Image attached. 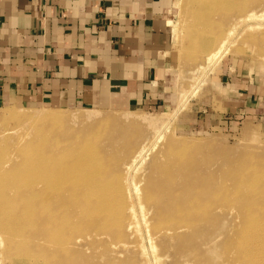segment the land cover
<instances>
[{"label":"rangeland","instance_id":"obj_1","mask_svg":"<svg viewBox=\"0 0 264 264\" xmlns=\"http://www.w3.org/2000/svg\"><path fill=\"white\" fill-rule=\"evenodd\" d=\"M185 1L177 4L168 22L169 75L173 82L169 105L135 112L81 106L55 109L37 104L0 106V165L4 163V171H10V165L20 160L17 151L26 149L37 132L43 130L44 122H32L35 117L46 113L87 116L89 121L67 122L65 138L71 141L70 145L78 141L77 147H82V140L88 134L84 132L94 126L99 134L90 143L100 154L97 179L108 181V187L113 184L115 190L124 189L129 196L128 205H133L139 215L141 204L140 213L147 210L145 221L149 219L145 228L137 216V233L127 230L124 238L118 239L114 234L106 243L99 236L97 255L107 254L108 246L114 251L112 260L124 258L123 264H192L188 257H193L194 264H250L240 257V247H245L251 251V258L260 257L252 264H264V243L260 245L259 238L264 230V5L241 8L229 2V7L223 6L209 14L200 12L199 2L187 0L184 4ZM249 13L256 15V20L238 23L240 16ZM198 14H209L210 19L202 27L194 18ZM196 28L199 33L194 37ZM107 118H115L123 126L105 127ZM240 182L252 183L253 189L236 193ZM203 194L214 206L210 213H191L196 233L191 236L190 245L184 239L187 232L178 213L171 216L162 213L158 217L156 208L149 207L144 200L176 197L168 207L174 210L178 199ZM217 203L222 205V211L216 209ZM168 204L171 203H163L161 207ZM126 210L124 217L128 218ZM10 212L6 211L8 216L12 215ZM153 226L161 233L168 230L166 235L162 234L163 238L175 235L170 229H182L178 234L183 241H171L162 249L158 234L153 240L156 248L152 250L146 236L155 230ZM28 233L36 237L37 240L30 237L33 242H45L41 226L35 230L29 228ZM245 233L250 234L243 237ZM0 238V264H16L11 259L22 258L17 248L24 247L23 243L32 244L25 237L5 235L1 230ZM188 248L190 255L186 256ZM174 257L179 263H174Z\"/></svg>","mask_w":264,"mask_h":264},{"label":"crops","instance_id":"obj_2","mask_svg":"<svg viewBox=\"0 0 264 264\" xmlns=\"http://www.w3.org/2000/svg\"><path fill=\"white\" fill-rule=\"evenodd\" d=\"M180 0H0V106L124 112L171 103Z\"/></svg>","mask_w":264,"mask_h":264},{"label":"bare ground","instance_id":"obj_3","mask_svg":"<svg viewBox=\"0 0 264 264\" xmlns=\"http://www.w3.org/2000/svg\"><path fill=\"white\" fill-rule=\"evenodd\" d=\"M196 1L200 3L198 7L201 10L200 12L208 11L209 14L210 11L220 10L223 6L229 7V2L231 5H239L241 8L264 5V0ZM186 2L187 0L184 4ZM181 4L183 3L181 2ZM192 8L191 10H193ZM207 15L200 16L198 14L194 16L198 21V26H201V24L206 23L210 19ZM254 18H257V16L249 13L240 16L237 21L238 23H242L251 19L256 20ZM193 26L192 23L191 28ZM198 26L197 28L199 29ZM205 27L208 26L205 25ZM197 28L193 31L194 37L199 33ZM230 31L232 32V30ZM205 35L207 36V34ZM222 41L224 43V40ZM218 50H221V47ZM216 51L214 52L215 54ZM211 54L209 55L210 57ZM215 54L212 56L213 59L216 57ZM89 120L90 118L87 116L69 117L49 113L35 117L32 122H44L45 127L41 128L43 130L37 132L38 135L34 137V140L26 149H19L17 151L20 160L17 159L14 161L15 163L10 165L8 168L10 171H4V163L0 165V230L5 235L25 237L26 240L32 243L31 245L30 243H23L24 247L19 246L17 252L22 258L11 259L12 262L14 261L16 264H118L117 260L119 261L121 257L118 259L113 258L112 260L111 252L114 251L106 246V244L104 245L106 246L107 250L105 252L107 254H96V249L101 244L98 241L99 236H103L104 240L106 239L105 242L108 243L114 234L118 239L124 238L125 231L127 230H132V234H135L138 230L136 228L139 226L137 216L141 218L143 226L145 228L148 227L149 219L148 222L145 221V212L147 210L140 213L142 212L141 204L139 205L141 210H139V215H137L135 213L137 212L136 208L130 203L128 205L129 196L123 191L124 189L115 190L117 187L114 188L113 184L108 187V181L97 179L99 177L97 162L100 160V154L99 151L97 153L94 149V144L90 143L91 139L97 137L99 134L97 130L93 129L94 126L84 132L88 134L82 140V147H77L78 141H74L72 142L74 145H70L71 141L65 138L67 136L64 131L69 129V126L65 125L67 122H85ZM104 120L106 123L105 127L110 125L123 126V123L115 118ZM159 138H161V135ZM74 139L78 140V136H75ZM162 168L163 170L167 169V167L166 169L165 167ZM190 170L191 167L185 170V172ZM251 185L253 184L244 185L240 182V185L238 184L235 188L236 193L241 192L242 189L246 191L252 190L253 186L251 188ZM172 199H176V197L166 199L161 197L153 199L150 197L144 198L146 205L153 209L156 208L157 211L155 213L158 217H162V213H167L165 214L166 216L178 213L182 217L181 222L185 225L184 229L187 232V236L184 239L190 245L191 236L194 237V233H196L191 213H210L214 205L209 203V200L203 194L201 196L178 199L179 203L176 209L173 210L168 208L175 202ZM166 202H170L171 204L162 208L161 206ZM216 205V209L222 211V205L219 203ZM8 210L11 211V216H8L9 213H6ZM125 210L129 213L128 218L124 217ZM205 217L204 215L203 218ZM151 219L153 218L151 217ZM40 226L44 230L42 240H45V242L43 244L33 242L31 239L37 240L36 237L28 233L29 228L35 230L38 227L40 228ZM153 227L155 230L146 236L152 250L156 248L153 240L158 234L162 238L160 245L162 249L167 247V243H171V241H183L182 235L178 234V231L182 229H170L175 235L171 236V238L169 236L164 237V240L162 234L166 235L168 230L165 229L161 233L157 226ZM252 227L253 224L251 225V229ZM246 234L250 233L243 234V237ZM30 237L32 238L30 239ZM259 238L261 245L264 243V230L263 235L260 234ZM0 241L2 242L1 238ZM257 243L259 244V242ZM121 252L124 254L128 253L127 250H122ZM182 252H184L183 249ZM249 252L251 251L248 248L240 247L241 260L252 264L257 258H260L256 254V257L251 258ZM189 253L188 248V252L185 255L189 256ZM173 255L176 256L175 252H172ZM180 255H183V253ZM191 259L193 257H188V261L194 264V261ZM124 261L126 259L123 258V261L119 262L123 264ZM173 261L174 263H179V259L176 257H174Z\"/></svg>","mask_w":264,"mask_h":264}]
</instances>
